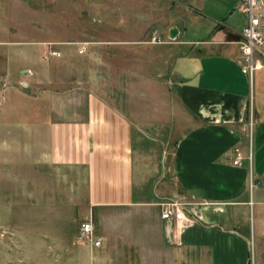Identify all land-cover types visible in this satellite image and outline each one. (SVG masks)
<instances>
[{"label":"crops","instance_id":"1","mask_svg":"<svg viewBox=\"0 0 264 264\" xmlns=\"http://www.w3.org/2000/svg\"><path fill=\"white\" fill-rule=\"evenodd\" d=\"M240 2L224 0L230 11L211 15L208 36L186 39L173 21L201 13L189 0H112V71L133 75L135 66L140 98L108 103L94 95L86 115L35 119L44 126L30 138L40 156L29 188H37V166L46 168L38 183L50 189L45 204L70 206L80 220L91 215L103 237L99 247L87 245L92 250L112 232V248L103 250L112 264H250L255 241L264 254V65L252 77L241 70ZM234 10L245 16L240 27ZM161 25L165 42H148ZM147 44H169L170 53H149ZM160 61L166 88L152 77ZM166 198L185 202L194 220L161 218Z\"/></svg>","mask_w":264,"mask_h":264},{"label":"rangeland","instance_id":"2","mask_svg":"<svg viewBox=\"0 0 264 264\" xmlns=\"http://www.w3.org/2000/svg\"><path fill=\"white\" fill-rule=\"evenodd\" d=\"M222 2L189 0L203 15L194 11L175 14L173 22L181 37L206 38L211 15L230 11L229 4L221 6ZM232 14L240 27L244 14L238 10ZM165 27L158 30L163 38ZM150 45L154 44H147L149 53H170L169 44H161L162 48ZM48 47L59 50L60 55L43 58ZM117 61L128 65L123 58ZM157 64L160 74L152 77L166 88L165 62ZM132 68L133 75L112 71V0H0V128H4L0 142L4 149L0 156V264H112V252L103 251L112 248V232L100 249L92 250L76 240L80 218L70 206L45 204L50 189L38 183L45 182L46 168L37 166V188H29V171L40 156L30 149V138L43 133L44 125L38 126L35 119L86 115L89 96L108 103L131 96L139 99L142 76ZM58 195L55 198L65 197L64 193ZM261 259L264 261V254L257 252L256 241L250 242V264Z\"/></svg>","mask_w":264,"mask_h":264},{"label":"built area","instance_id":"3","mask_svg":"<svg viewBox=\"0 0 264 264\" xmlns=\"http://www.w3.org/2000/svg\"><path fill=\"white\" fill-rule=\"evenodd\" d=\"M239 9L246 15V23L241 30L239 46L241 50V70L243 73L252 77L254 71L263 66L264 60V0H241ZM148 42L162 43L165 42L157 29H152ZM83 46L80 49L82 52ZM60 51L48 47L43 52V58L59 56ZM243 158L242 152L236 148L234 164H240ZM250 159V155L248 157ZM187 204L179 199L166 198L160 202L161 218L168 221H174L182 226L193 221L195 216ZM76 240L79 243L99 247L103 243L102 235L98 234L95 229L93 217L91 215L82 218L79 221Z\"/></svg>","mask_w":264,"mask_h":264}]
</instances>
